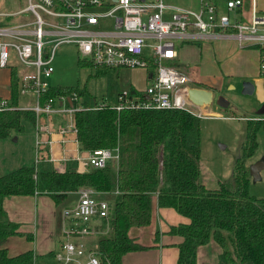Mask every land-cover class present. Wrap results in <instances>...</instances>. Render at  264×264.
Returning <instances> with one entry per match:
<instances>
[{
  "label": "trees",
  "instance_id": "1",
  "mask_svg": "<svg viewBox=\"0 0 264 264\" xmlns=\"http://www.w3.org/2000/svg\"><path fill=\"white\" fill-rule=\"evenodd\" d=\"M262 54L264 46L253 44ZM94 69V76L106 74L110 68L80 60ZM260 63V64H261ZM264 77V68L260 67ZM130 94H139L134 87ZM75 92L83 109L74 113L76 138L81 151L118 148V160L108 161L103 168L88 167L80 172L76 162L63 170L42 161L22 165L0 173V264H34L32 249L9 255L4 246L8 237L24 236L16 222L7 218L3 200L12 195L46 194L59 205L81 187L112 194L110 218L94 247L102 262L123 264L125 253L149 248L137 243L128 231L148 225L151 221V199L156 194L161 207H170L188 218V222L170 226L167 233L177 234L176 264H196L197 250L210 241L219 246L216 264H264V198L249 194L247 160L257 149V131L264 120L247 121V137L243 153L236 160L231 174L214 189L200 181L201 118L184 109L137 108L116 111L110 105L96 108L99 101L85 88L50 87L46 96L70 95ZM120 92V91H119ZM117 92V93H119ZM12 103H18V76L10 80ZM30 110L0 111V139L20 133L34 125ZM117 191V192H116ZM52 258L53 251L43 255Z\"/></svg>",
  "mask_w": 264,
  "mask_h": 264
},
{
  "label": "built area",
  "instance_id": "2",
  "mask_svg": "<svg viewBox=\"0 0 264 264\" xmlns=\"http://www.w3.org/2000/svg\"><path fill=\"white\" fill-rule=\"evenodd\" d=\"M26 6L2 16H17V22L0 25V69L7 68L0 111L30 110L35 114L33 165L47 161L58 169L75 161L83 168H103L118 160V148L81 151L76 138L74 113L84 107L75 92L46 96L53 60L62 43L75 45L80 60L110 68H142L148 82L139 94L124 89L114 102L99 101L96 108L110 105L123 109H184L197 117H219L207 105L196 106L187 90L198 87L195 78L180 66L163 65L177 56L176 40L215 38L217 32L233 36L238 44L264 46V10L251 0L247 20L231 19L228 12L242 0H226L227 12H218L211 0H200L199 8H186L165 0H26ZM27 12V17H22ZM111 18L103 27L101 20ZM100 24V27H99ZM264 68V62L260 64ZM18 76V103H12L10 80ZM29 98L34 100L28 104ZM68 98L72 101L69 104ZM26 100L27 102H23ZM259 120H263L258 118ZM55 146V147H54ZM86 152V155H81ZM63 170V169H60ZM117 192V191H116ZM90 187L77 191L76 201L63 210L65 240L47 264H111L102 262L95 249L71 240L104 233L101 224L110 218V204ZM104 194V193H102ZM53 261L55 263H53Z\"/></svg>",
  "mask_w": 264,
  "mask_h": 264
},
{
  "label": "crops",
  "instance_id": "3",
  "mask_svg": "<svg viewBox=\"0 0 264 264\" xmlns=\"http://www.w3.org/2000/svg\"><path fill=\"white\" fill-rule=\"evenodd\" d=\"M211 1L216 5L218 12H227L225 6L226 0ZM254 1L256 9L258 11H263L264 0ZM165 2L192 9H197L200 5V0H165ZM228 14L231 19H249L251 14V0H242L241 6L233 11H229ZM216 34L217 37L215 38H203L197 41L176 40L177 56L170 61H173L174 65L180 66L185 72L191 74L197 81L198 87L210 89L213 92V99L216 93L220 94L223 90L224 76L226 75L240 74L245 80L255 83L256 88L254 92L256 91L257 98L261 99L256 103V106L250 105L248 108H244L246 115H240L238 118L245 121L259 120L258 118L264 120V77L260 76L259 73L262 58L260 50L247 44L240 46L233 36L222 32H217ZM246 63L250 65V68H246ZM136 69H140L143 75L141 74L137 79L129 78L127 87H125L126 89L132 86L136 90H143L146 86L149 73L142 68ZM5 83L7 82L0 81L1 89ZM220 104L224 106V108L227 107V103L223 99L220 100ZM206 107L212 110V112L219 114V117H224V115L216 112L213 101ZM252 109L253 111H251ZM249 111L254 112V114H248L247 112ZM81 155H86V152H82ZM255 156L257 157V155L254 154L252 158ZM69 162L63 163L64 166H61L62 169H64ZM251 162H253V160H249L248 164ZM75 164L77 171L82 172L87 169L79 166L77 162ZM261 173L262 171H260V174ZM250 178L251 176L249 175V179ZM44 195L46 194L12 195L3 200V208L7 218L10 221L18 223L21 232L31 233L33 236L32 240H27L24 236L19 235L10 236L6 240L4 246L9 255H16L32 249L37 256L34 259V264H47L52 262V258H46L43 255L49 251L54 252L63 242H59V246L55 247V237L59 223L60 226L62 223L60 232L64 236V219L61 221L56 218L53 207L41 200ZM75 197L77 198V194ZM98 197L106 199V194L101 193ZM70 202L73 203L74 200ZM52 204L54 205L53 202ZM44 206H47L51 212L45 211L46 209H44ZM38 210L39 217L37 215ZM186 222H188V218L181 215L173 208L159 206L156 194H153L151 199L150 223L145 226L132 227L128 231L129 236L134 238L137 243L149 246V248L125 253L122 257V263L176 264L178 253L177 245L182 241V237L177 234L167 233V231L172 225ZM89 237L91 236L82 238L71 237V240L83 242L87 247L91 242L90 239H92ZM16 238L19 240H16ZM204 246H200L197 253L199 249ZM202 251L208 255V250L204 249ZM209 260L206 258L207 263Z\"/></svg>",
  "mask_w": 264,
  "mask_h": 264
},
{
  "label": "rangeland",
  "instance_id": "4",
  "mask_svg": "<svg viewBox=\"0 0 264 264\" xmlns=\"http://www.w3.org/2000/svg\"><path fill=\"white\" fill-rule=\"evenodd\" d=\"M26 0H0V12H14L26 6ZM28 13H23L22 17H27ZM21 19L17 16L0 15V25L13 24ZM111 18L101 20L103 27L110 24ZM100 27V24H99ZM237 42V41H236ZM173 61L163 60V65L173 64ZM54 72L48 79L50 87H76L85 88V90L96 98L97 101L114 102L117 92L127 87L129 78L137 79L143 72L136 68L121 67L116 70H109L106 74L94 76V69L88 65H83L77 54V50L72 43L60 44L55 52L53 60ZM246 68H250L249 64H245ZM143 71V70H142ZM8 69H0V81L7 82ZM223 90L214 95L213 106L216 112L224 115V117H201L200 131V181L210 189L218 186L220 180L227 178L234 167L236 160L243 153L242 145L247 137V121L238 118L240 115H246L244 108L250 105L256 106L261 99L257 98L256 91L252 94H243L242 83L246 81L240 74H231L224 76ZM145 88V87H144ZM126 89V88H125ZM6 90L0 88V94H4ZM223 99L227 103L224 108L220 104ZM23 102H27L23 100ZM80 102V99H79ZM34 100L29 98L28 104L32 105ZM220 104V105H219ZM253 111V109L251 110ZM254 114V112H247ZM219 115V114H218ZM229 116V117H227ZM13 135L6 139H0V173L8 172L22 165L32 164L35 154V131L33 125H27L26 129L20 133H12ZM258 142L255 156L252 159L264 157V128L261 127L256 134ZM247 160V166H249ZM252 163V162H251ZM63 167V166H62ZM59 167L58 170L62 169ZM260 179H249V194L256 198H264V169L261 170ZM76 194H70L65 202L55 205L54 201L47 195L42 196L43 201L53 207L54 214L58 220L63 218V210L65 207L72 205L76 201ZM112 194H106V200L110 203L113 200ZM71 203L70 201H73ZM54 205L52 204V202ZM111 204V203H110ZM43 205V204H41ZM44 206L45 211L51 212ZM43 209V210H44ZM39 217V210L37 213ZM62 223L58 224L55 237V247L59 246V242L64 241L65 237L60 232ZM62 229V228H61ZM99 234L89 238L90 244L94 247L95 241ZM16 240H19L16 238ZM13 242V241H11ZM24 242V241H21ZM28 242V241H27ZM208 250V255L202 250ZM219 246L210 241L208 245L201 247L197 253V264H216ZM208 258V263L206 262ZM211 261V262H210ZM53 263H55L53 261Z\"/></svg>",
  "mask_w": 264,
  "mask_h": 264
},
{
  "label": "water",
  "instance_id": "5",
  "mask_svg": "<svg viewBox=\"0 0 264 264\" xmlns=\"http://www.w3.org/2000/svg\"><path fill=\"white\" fill-rule=\"evenodd\" d=\"M255 83L246 80L242 83L243 94H252L255 90ZM257 90V89H256ZM189 100L196 106L210 105L213 101V92L210 89L200 87H190L187 90ZM68 102L72 105V101L68 98ZM264 169V158L261 157L248 166V173L253 180L260 179V171Z\"/></svg>",
  "mask_w": 264,
  "mask_h": 264
}]
</instances>
